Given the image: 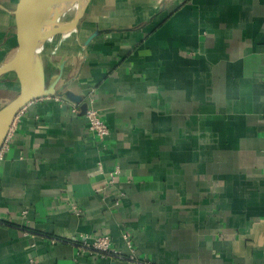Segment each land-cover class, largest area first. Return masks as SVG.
<instances>
[{"label": "crops", "instance_id": "crops-1", "mask_svg": "<svg viewBox=\"0 0 264 264\" xmlns=\"http://www.w3.org/2000/svg\"><path fill=\"white\" fill-rule=\"evenodd\" d=\"M14 2L0 0V67ZM55 36L46 79L63 59L57 86L94 89L110 132L92 138L59 95L18 112L0 160V264H130L79 251L97 232L153 264H264V0H90ZM2 86L17 91L12 72Z\"/></svg>", "mask_w": 264, "mask_h": 264}, {"label": "water", "instance_id": "water-1", "mask_svg": "<svg viewBox=\"0 0 264 264\" xmlns=\"http://www.w3.org/2000/svg\"><path fill=\"white\" fill-rule=\"evenodd\" d=\"M90 0H15L10 14L15 39L12 58L0 67V76L12 72L18 84L13 98L0 107V149L18 112L29 102L59 95L80 103L79 115L85 114L87 105L81 95L57 86L64 60L58 64V72L50 80L46 79L42 49L55 35H65L78 28ZM73 8L67 21L61 18ZM101 31L95 29L85 40H90Z\"/></svg>", "mask_w": 264, "mask_h": 264}, {"label": "built area", "instance_id": "built-area-1", "mask_svg": "<svg viewBox=\"0 0 264 264\" xmlns=\"http://www.w3.org/2000/svg\"><path fill=\"white\" fill-rule=\"evenodd\" d=\"M59 99L61 101L65 100V98H59ZM82 101L85 102L87 105L85 114L83 115L86 121L87 133H89L92 138H96L100 140L105 139L110 131L103 116V113L96 107L95 90L94 89L88 90V92L83 96ZM71 104H72L71 107L72 111L74 113H79L80 112L79 104L75 102H71ZM15 119L0 149V160L3 159L5 152L9 148V142L11 140V136L13 133V126L15 125ZM119 172H120V168L116 166L113 172L110 174V179L108 180V182L113 183L114 178ZM120 196H124V193L122 191L119 192V197ZM119 199L120 198H117L116 201L113 202V205L117 204ZM72 210L74 211L75 214L81 213L79 209H75L74 207L72 208ZM25 234L27 235L28 233ZM78 242L80 247L79 251H82L84 253H88V254L96 253L100 255H106L109 257L126 258L130 262V264H153L146 259L139 258L136 255L132 243L129 240L127 241L129 253L124 254V252L111 245L110 237L108 236V234L103 232H97V233H93L92 235L83 236Z\"/></svg>", "mask_w": 264, "mask_h": 264}, {"label": "rangeland", "instance_id": "rangeland-1", "mask_svg": "<svg viewBox=\"0 0 264 264\" xmlns=\"http://www.w3.org/2000/svg\"><path fill=\"white\" fill-rule=\"evenodd\" d=\"M72 10L73 9L71 8L67 13H65L63 15V17L61 18V20L64 21V19H69V17L72 14ZM55 37L56 36H54L53 38L56 39ZM53 38H51V39H53ZM45 59L46 58H45L44 54H42V60H43V62L45 64V67H46L47 71H49L50 64H48V63L46 64L47 61ZM59 61L60 60H57V61L55 60L54 61V64H53L54 73L58 72ZM10 78H12V75H10ZM15 93H16V91L14 89H12V88H7V87L3 88V86L0 87V106L3 105L4 103H6L7 101H9L11 98H13Z\"/></svg>", "mask_w": 264, "mask_h": 264}, {"label": "trees", "instance_id": "trees-1", "mask_svg": "<svg viewBox=\"0 0 264 264\" xmlns=\"http://www.w3.org/2000/svg\"><path fill=\"white\" fill-rule=\"evenodd\" d=\"M1 106H2V105H1ZM1 106H0V107H1ZM105 121H106V120H105ZM106 123H107V121H106ZM107 125H108V123H107ZM108 127H109V125H108ZM105 139L107 140V137H106ZM105 139H104V140H105ZM113 247H114V246H113Z\"/></svg>", "mask_w": 264, "mask_h": 264}, {"label": "bare ground", "instance_id": "bare-ground-1", "mask_svg": "<svg viewBox=\"0 0 264 264\" xmlns=\"http://www.w3.org/2000/svg\"><path fill=\"white\" fill-rule=\"evenodd\" d=\"M73 9V8H72Z\"/></svg>", "mask_w": 264, "mask_h": 264}]
</instances>
